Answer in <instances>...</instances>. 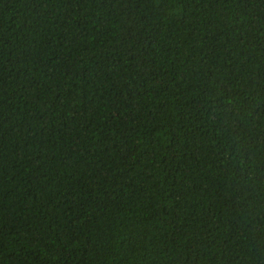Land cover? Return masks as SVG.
Returning <instances> with one entry per match:
<instances>
[{"label": "trees", "instance_id": "16d2710c", "mask_svg": "<svg viewBox=\"0 0 264 264\" xmlns=\"http://www.w3.org/2000/svg\"><path fill=\"white\" fill-rule=\"evenodd\" d=\"M0 264H264V0H0Z\"/></svg>", "mask_w": 264, "mask_h": 264}]
</instances>
